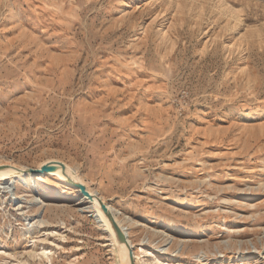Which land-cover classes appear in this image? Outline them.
Instances as JSON below:
<instances>
[{
  "label": "rangeland",
  "instance_id": "374dc122",
  "mask_svg": "<svg viewBox=\"0 0 264 264\" xmlns=\"http://www.w3.org/2000/svg\"><path fill=\"white\" fill-rule=\"evenodd\" d=\"M53 161L135 264H264V0H0V165ZM82 198L0 180V264H121Z\"/></svg>",
  "mask_w": 264,
  "mask_h": 264
},
{
  "label": "bare ground",
  "instance_id": "6f19581e",
  "mask_svg": "<svg viewBox=\"0 0 264 264\" xmlns=\"http://www.w3.org/2000/svg\"><path fill=\"white\" fill-rule=\"evenodd\" d=\"M53 162H55V161H53ZM46 163H50V162H46ZM43 164H45V163L40 164V166L43 165ZM40 166H38L37 168H39ZM0 167H1L0 168V180L1 181H6L8 184L12 183L13 181H16V180H21L22 181L25 177L32 178L34 176L33 174L28 172V169H29L28 167L16 166V165H13V164H1ZM46 174L54 176L58 182L63 183L65 185L73 188L78 194L81 195L79 189L76 188L75 186H73L72 183L73 182H80L83 185H84V183L79 181V179L75 175V173H73L69 168L64 167V169H63L61 166H57L55 171L50 172V173H46ZM46 174H44V175H46ZM87 190L91 193V195L101 198L97 193H95V191L89 190L88 188H87ZM81 197H83V196L81 195ZM82 200L83 201H87V203H89L91 209H93L92 212L94 213V215H95V212H96L95 217L97 218V215L99 216V218L103 221V223L105 224L106 228L108 229L109 236L112 238L113 241H115L118 244V247L121 250L122 264H130L127 248L123 244H119L116 241L115 232H114V230H113V228L111 226V223L108 220L107 216L101 211L99 203L97 201L90 202L85 197H83ZM101 200L107 205V208L112 213L114 220L121 227V229L123 231H125V233L127 235V232H126L127 231V227H125V224L123 223L124 220H121L119 218V213L113 207L109 206L102 198H101ZM127 241H128L130 247L133 250V247H132L133 245H132V242L129 241L128 235H127ZM133 256H134V254H133ZM134 258L136 259L135 256H134Z\"/></svg>",
  "mask_w": 264,
  "mask_h": 264
},
{
  "label": "water",
  "instance_id": "95a60500",
  "mask_svg": "<svg viewBox=\"0 0 264 264\" xmlns=\"http://www.w3.org/2000/svg\"><path fill=\"white\" fill-rule=\"evenodd\" d=\"M57 166H61L63 169L65 167L62 163L50 162V163H45V164L41 165L39 168H29L28 172L33 174V175H43V174L55 171ZM72 184H73V186H75L76 188L79 189L81 195L83 197H85L88 201H90V202L97 201L99 203L101 211L107 216L108 220L111 223V226L115 232L116 241L119 244H123L127 248L130 264H135V258L133 256V250L127 241V235H126L125 231H123L121 229V227L117 224V222L114 220L112 213L107 208V205L101 200V198L91 195V193L87 190V187L85 185H83L82 183L73 182ZM113 242L118 247V244L115 241H113ZM118 250H119V255H120V261L122 264L121 250L119 249V247H118Z\"/></svg>",
  "mask_w": 264,
  "mask_h": 264
}]
</instances>
